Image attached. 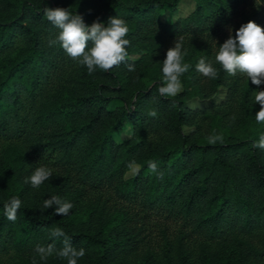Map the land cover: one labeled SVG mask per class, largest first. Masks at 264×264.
<instances>
[{
  "label": "trees",
  "instance_id": "1",
  "mask_svg": "<svg viewBox=\"0 0 264 264\" xmlns=\"http://www.w3.org/2000/svg\"><path fill=\"white\" fill-rule=\"evenodd\" d=\"M180 2L0 0V264H67L35 253L37 245L60 249L65 238L85 249L78 264H264V149L255 147L264 122H256L253 94L264 84L229 76L214 57L230 30L249 21L264 27V0H194L187 15L161 17ZM49 7L87 25L123 19L129 58L89 75L50 46L59 30L44 16ZM177 38L191 67L182 92L165 98L162 62ZM201 58L213 62L216 79L196 71ZM221 86V102L189 106ZM126 124L132 135L118 141ZM214 134L223 142L209 143ZM133 161L139 171L126 177ZM41 166L53 176L34 189L24 181ZM51 196L73 204L69 215L42 210ZM13 197L22 201L15 222L4 209ZM159 219L178 222L177 231ZM54 228L65 235L51 237Z\"/></svg>",
  "mask_w": 264,
  "mask_h": 264
},
{
  "label": "clouds",
  "instance_id": "2",
  "mask_svg": "<svg viewBox=\"0 0 264 264\" xmlns=\"http://www.w3.org/2000/svg\"><path fill=\"white\" fill-rule=\"evenodd\" d=\"M44 16L59 30L58 35L49 40L50 46L58 44L70 59L78 65L86 66L89 75L97 69L108 72L129 58L127 48L130 46V41L125 38L129 28L123 19L110 17L105 24L97 18L91 25H87L82 15L72 14L62 7L45 8ZM186 55L182 38H177L174 46L167 50L166 58L162 62L163 82L158 88L159 95L168 98L182 92L181 77L191 67L188 63H183ZM214 57L215 64H218L229 76L235 77L239 74L256 86L264 84V27L255 21H249L241 25L235 31V35H232L230 30L229 38L219 45ZM195 68L198 73L208 79H216L218 76L213 62L206 58H201ZM128 71L134 72L135 67L128 65ZM253 94L254 103L260 105V110L255 115L256 122L259 124L264 122V91H255ZM148 115L155 117L157 112L152 110L148 112ZM231 119L234 121L235 116ZM208 141L211 144H216L218 141L222 143L223 136L214 134L208 137ZM255 147L264 149V134L259 137ZM128 167L133 172L139 171L134 161L130 162ZM148 167L159 179H163L164 173L158 170L156 162L149 161ZM52 176L51 169L41 166L36 168L31 176L26 177L24 182L38 189ZM21 206L22 201L19 198H11L4 205L6 218L15 222ZM53 206H56L55 214L63 216L69 215L73 208L72 203L58 196H51L50 199L43 201L42 210ZM64 235L59 228L50 231V236L53 238ZM35 253L41 261H47L49 257L55 255L57 258L66 260L67 264H78V261L86 255L85 249H76L68 238L64 239L63 247L60 249H56L54 244L46 247L37 245ZM32 264H37L35 257Z\"/></svg>",
  "mask_w": 264,
  "mask_h": 264
},
{
  "label": "rangeland",
  "instance_id": "3",
  "mask_svg": "<svg viewBox=\"0 0 264 264\" xmlns=\"http://www.w3.org/2000/svg\"><path fill=\"white\" fill-rule=\"evenodd\" d=\"M194 3H195L194 0H181L180 5L178 6V8L176 10H170L168 8L163 9L162 13H161V17L164 20H173V19H176L180 16L187 15L194 8ZM225 95H226V87L221 86L219 88V90L215 94H213L211 97L204 98V99H200V98L190 99L188 101V104H189V106H191L193 108H204L213 102H215V103L221 102L224 99ZM121 103L122 102L119 100H114L111 103V106H115V105H118ZM129 133H131V135H132V126L130 124H126L121 130H119L115 133V137L118 141H122V140L131 136V135H129ZM135 165L139 169L140 165L139 164H135ZM135 173L136 172H133L132 170L129 169L126 172L125 176L130 177V176H133ZM158 223H159L158 227H161V225H162L166 229H168V231H170V233H172V234L174 232H176L177 228L179 227V223L174 221V220L173 221L172 220L171 221L170 220H160V221H158ZM2 257H4V256H2Z\"/></svg>",
  "mask_w": 264,
  "mask_h": 264
}]
</instances>
